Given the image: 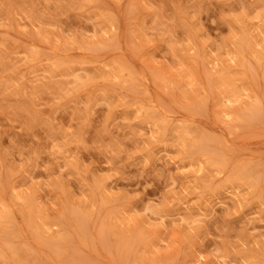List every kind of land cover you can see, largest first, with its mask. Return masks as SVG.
<instances>
[{
    "label": "rangeland",
    "instance_id": "1",
    "mask_svg": "<svg viewBox=\"0 0 264 264\" xmlns=\"http://www.w3.org/2000/svg\"><path fill=\"white\" fill-rule=\"evenodd\" d=\"M0 264H264V0H0Z\"/></svg>",
    "mask_w": 264,
    "mask_h": 264
},
{
    "label": "bare ground",
    "instance_id": "2",
    "mask_svg": "<svg viewBox=\"0 0 264 264\" xmlns=\"http://www.w3.org/2000/svg\"><path fill=\"white\" fill-rule=\"evenodd\" d=\"M230 102H232V101H230Z\"/></svg>",
    "mask_w": 264,
    "mask_h": 264
}]
</instances>
